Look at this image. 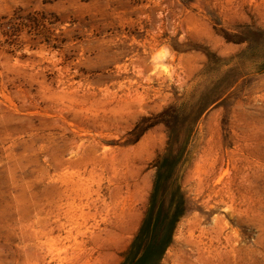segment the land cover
Listing matches in <instances>:
<instances>
[{
	"label": "rangeland",
	"instance_id": "obj_1",
	"mask_svg": "<svg viewBox=\"0 0 264 264\" xmlns=\"http://www.w3.org/2000/svg\"><path fill=\"white\" fill-rule=\"evenodd\" d=\"M167 149L159 264H264V0H0V264H132Z\"/></svg>",
	"mask_w": 264,
	"mask_h": 264
},
{
	"label": "trees",
	"instance_id": "obj_2",
	"mask_svg": "<svg viewBox=\"0 0 264 264\" xmlns=\"http://www.w3.org/2000/svg\"><path fill=\"white\" fill-rule=\"evenodd\" d=\"M173 107H169L163 112L160 113L161 117L166 114L167 111L173 110ZM165 113V114H164ZM201 114V113H200ZM200 114L193 120V123L199 118ZM158 123L163 124L167 129L168 148L171 147L173 142L178 141L181 133L176 129V121H167L166 119H161ZM155 123L149 125L145 128H140L136 134V140L140 137L145 130L152 127ZM167 151H169L167 149ZM173 152H167L157 158L155 161L156 168V177L153 185L152 192L149 197L148 208L144 213V218L141 222V226L131 243L128 247L125 257L126 260L131 259L132 264H159L161 258L169 247L174 228L178 220L184 215L185 209L183 208L184 202L181 200V206L176 209V212L170 213L172 206L165 207V199L161 197L162 191V182L168 177L166 173L167 163H172L180 160V153L173 155ZM174 165V164H173ZM169 170V178L170 176ZM177 191H180V187L177 186ZM176 191V192H177ZM161 235V238L158 240L157 236Z\"/></svg>",
	"mask_w": 264,
	"mask_h": 264
}]
</instances>
